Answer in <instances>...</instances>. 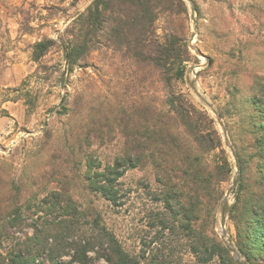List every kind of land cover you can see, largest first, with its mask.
I'll use <instances>...</instances> for the list:
<instances>
[{
    "label": "trees",
    "instance_id": "1",
    "mask_svg": "<svg viewBox=\"0 0 264 264\" xmlns=\"http://www.w3.org/2000/svg\"><path fill=\"white\" fill-rule=\"evenodd\" d=\"M193 8L199 13L194 2ZM187 11L184 0H91L65 28V38L34 44L37 61L58 43L66 72L86 67V57L99 49L117 53L129 64L124 90L134 94L127 106L105 103L117 108L114 115L98 121L79 115L68 125L62 146L38 142L33 153L43 157L35 159L23 178L9 179L7 163L0 159V264H91L90 252L106 264H139L110 230L99 226L97 214L91 231L78 229L80 216L95 212L91 199L80 210L64 197L80 184L86 192L118 206L124 196L119 179L125 170L145 167L158 186L155 200L164 207L152 225L163 232L193 235L190 251L199 264H209L215 256L219 264H237L213 228L211 236L204 233L207 224L215 221L233 172L224 138L208 111L175 87L188 63L197 62L181 18ZM218 112L222 117L223 112ZM57 113H68V107L59 104ZM71 114L78 115L74 110ZM2 115L9 116L6 110ZM110 121L123 137L122 152L103 163L86 150L92 145L90 134L102 139L99 128H108ZM223 125L240 167L235 201L228 209L235 244L246 264H264V122L243 120L233 133ZM250 154L262 159L251 185L243 172L245 156ZM42 191L46 193L40 198ZM168 256H154L145 264H169Z\"/></svg>",
    "mask_w": 264,
    "mask_h": 264
},
{
    "label": "rangeland",
    "instance_id": "2",
    "mask_svg": "<svg viewBox=\"0 0 264 264\" xmlns=\"http://www.w3.org/2000/svg\"><path fill=\"white\" fill-rule=\"evenodd\" d=\"M184 1L188 11L181 18L186 41L189 45L190 35L194 32L192 45L203 55L189 47L197 62L188 63L183 80L175 82L176 89L198 107L206 109L220 132L217 117L192 91L190 81L196 80L199 92L217 111L223 112L222 123L230 132L243 120L250 124L253 121L264 122V0ZM90 2L0 0V116L5 110L3 106L13 105V101L17 102L12 109L15 115H18L17 107L23 114L20 124L16 122L13 125L16 136L9 142H0V159L7 163L5 174L9 179L23 178L33 169L35 159L43 157L33 153L38 142L47 141L51 148L62 146L68 125L80 116L87 121H98L103 115L111 116L117 112L114 106L105 107L106 102L127 106L133 99L134 93L124 90L129 64L108 49L94 51L86 57V67H75L71 72L64 71L63 51L58 43L50 46L37 61L33 60L34 44L44 39L58 42L60 37L65 38V28ZM193 2L199 13L195 12ZM209 57L213 58L212 64ZM194 64H199L196 77ZM16 88L18 90H14ZM61 103L68 107V113H57ZM73 110L78 115L71 114ZM99 129L102 130V139L91 133L88 140L92 145L86 151L103 163L111 162L122 152L123 137L111 121L108 128ZM229 140L233 142L231 137ZM224 145L233 164L231 178L225 184L226 193L233 177L238 174H235V160L225 140ZM251 155L245 156L243 171L250 185L260 172L258 163L262 161ZM83 170L81 165L80 174ZM119 181L124 196L118 206L110 205L99 194L86 192L80 184L76 189L69 188L71 190L64 198L70 199L65 201L81 210L91 199L95 208L93 216H80L78 229L91 231V222L97 214L99 226L110 230L139 264L148 263L154 256L158 259L168 256L170 252L168 259L172 262L169 264H199L190 251L195 241L193 235L178 234L179 231L163 232L158 225H152L156 213L164 211V207L162 202L155 200L158 186L151 170L148 167L127 168ZM235 187L227 198L225 223L228 238L234 246L235 226L228 209L235 201ZM45 193L42 191L38 197ZM212 228L217 239L226 245L220 234V208L213 225L207 224L204 233L211 236ZM229 252L235 260L233 253ZM89 255L91 264H106L95 253L90 252ZM209 264H219L217 256Z\"/></svg>",
    "mask_w": 264,
    "mask_h": 264
},
{
    "label": "water",
    "instance_id": "3",
    "mask_svg": "<svg viewBox=\"0 0 264 264\" xmlns=\"http://www.w3.org/2000/svg\"><path fill=\"white\" fill-rule=\"evenodd\" d=\"M190 2V0H187ZM194 21V25H195V20ZM195 36V33L192 32L191 35H190V38H189V47L195 51L197 54L199 55H203V53L201 51H199L198 49H196L193 45H192V40ZM199 66V64H194L193 65V74L194 76L196 77L197 76V73H196V68ZM189 86L190 88L192 89V91L197 95V97L202 101L204 102L207 107L212 111V113L217 117V122L219 123V125L221 126V133H222V136L225 140V144L226 146L228 147V149L231 151L233 157H234V160H235V174H238L239 171H240V167H239V163H238V159H237V156L234 152V149H233V145L231 143V141L229 140V137H228V134H227V131L225 130L224 128V125L222 123V120H221V116L219 114V112L217 111V109H215V107L205 99V97L199 92L198 88H197V84H196V80H193V81H190L189 82ZM237 184V180H236V175L235 177H233V181L231 183V186L227 189L223 199H222V203H221V207H220V226L222 227V230L220 231V234H221V238L223 239V242L228 245V248L229 250L233 253L234 257H235V260L239 263V264H246L245 263V260L242 258V255L240 253V251L237 249L236 246H234L232 244V242H229L226 240V236H227V231L225 229V223H226V217H227V207H228V201H227V198L229 197V194H230V191L236 186Z\"/></svg>",
    "mask_w": 264,
    "mask_h": 264
},
{
    "label": "crops",
    "instance_id": "4",
    "mask_svg": "<svg viewBox=\"0 0 264 264\" xmlns=\"http://www.w3.org/2000/svg\"><path fill=\"white\" fill-rule=\"evenodd\" d=\"M5 103H10V101H6ZM11 103L13 105L3 106V108L7 111L9 116L6 115L0 116V142H2L1 140L9 142L16 136V132H14L13 125L16 122L20 124V119L23 116V114L19 111L18 107H17L18 115H15L12 109L14 108V105L17 104V102L13 101Z\"/></svg>",
    "mask_w": 264,
    "mask_h": 264
},
{
    "label": "bare ground",
    "instance_id": "5",
    "mask_svg": "<svg viewBox=\"0 0 264 264\" xmlns=\"http://www.w3.org/2000/svg\"><path fill=\"white\" fill-rule=\"evenodd\" d=\"M225 229H226V226H225ZM222 230V227L220 226V231ZM226 240L229 242V244H230V239L228 238V235L226 236Z\"/></svg>",
    "mask_w": 264,
    "mask_h": 264
}]
</instances>
